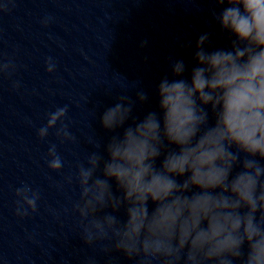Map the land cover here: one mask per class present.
I'll return each instance as SVG.
<instances>
[{"label":"clouds","instance_id":"1","mask_svg":"<svg viewBox=\"0 0 264 264\" xmlns=\"http://www.w3.org/2000/svg\"><path fill=\"white\" fill-rule=\"evenodd\" d=\"M212 3L227 47L209 51L210 34L201 33L190 77L184 60H172V78L156 85L157 109L142 118L134 110L148 93L138 82L134 99L122 90L99 115L106 139L89 136L91 150L57 184L77 192L62 212L106 264H116L113 253L132 264H264V0ZM45 70L56 71L51 57ZM17 71L15 54L0 53V80L11 91L21 87ZM68 113V104L46 113L38 139L52 133L59 145L77 144ZM44 159L64 173L57 143ZM14 197L18 219L39 211L41 195L30 184L21 182Z\"/></svg>","mask_w":264,"mask_h":264},{"label":"water","instance_id":"2","mask_svg":"<svg viewBox=\"0 0 264 264\" xmlns=\"http://www.w3.org/2000/svg\"><path fill=\"white\" fill-rule=\"evenodd\" d=\"M209 34L211 42L205 46L209 51L227 47V35H222L220 30ZM196 40L113 73L0 136V264H84L90 256L96 257L97 264H106L107 257L86 246L76 233L74 219L62 212L69 198H75L77 192L71 187L61 191L57 184L63 182L64 174L71 170L76 160L82 159L91 150L89 136L106 139L99 115L116 102L122 90L127 89V94L134 99L132 84L138 82L148 93L149 100L137 105L134 110V115L142 118L148 111L157 109L156 85L165 76L172 78V60H184L187 65L185 78L190 77L191 68L195 65L193 53ZM65 104L69 105V125L78 137V143L59 145L52 133L47 140H39L36 129L45 122L46 113ZM77 104L80 106L77 107ZM49 143H57L66 160L63 174L47 168L44 155ZM21 182L38 189L41 195L39 211L23 220L14 215V188L19 187ZM113 256L116 257V264H132L120 253H113Z\"/></svg>","mask_w":264,"mask_h":264}]
</instances>
